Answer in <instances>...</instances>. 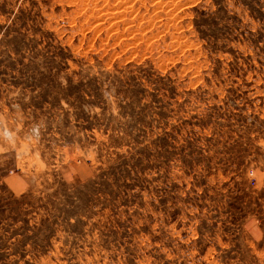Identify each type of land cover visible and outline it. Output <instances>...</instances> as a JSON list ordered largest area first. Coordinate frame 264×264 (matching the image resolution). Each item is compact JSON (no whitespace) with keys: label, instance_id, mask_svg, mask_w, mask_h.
Segmentation results:
<instances>
[{"label":"rangeland","instance_id":"1","mask_svg":"<svg viewBox=\"0 0 264 264\" xmlns=\"http://www.w3.org/2000/svg\"><path fill=\"white\" fill-rule=\"evenodd\" d=\"M0 264H264V0H0Z\"/></svg>","mask_w":264,"mask_h":264}]
</instances>
